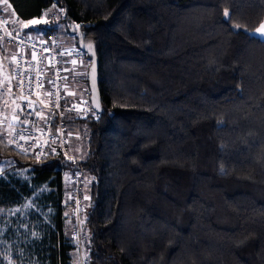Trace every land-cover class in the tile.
<instances>
[{
    "label": "trees",
    "instance_id": "trees-1",
    "mask_svg": "<svg viewBox=\"0 0 264 264\" xmlns=\"http://www.w3.org/2000/svg\"><path fill=\"white\" fill-rule=\"evenodd\" d=\"M6 3L11 32L38 38L51 22L16 29L8 15L19 24L61 10L98 62L101 111L66 118L69 157L26 156L0 136V160L13 164L0 172V227L32 199L40 208L25 225L27 258L72 261L65 220L74 225L80 166L84 264H264V41L249 34L264 0Z\"/></svg>",
    "mask_w": 264,
    "mask_h": 264
},
{
    "label": "built area",
    "instance_id": "built-area-1",
    "mask_svg": "<svg viewBox=\"0 0 264 264\" xmlns=\"http://www.w3.org/2000/svg\"><path fill=\"white\" fill-rule=\"evenodd\" d=\"M2 48L8 52L5 59ZM80 55V50L62 48L54 34L39 38L13 34L6 17L0 13V57L3 74L8 79V86L2 85L0 80V104L6 105L11 99L17 109V113L11 115L16 125L10 124L8 115L2 121V127L11 146L18 152L43 159L49 148L54 147L61 155L69 157L66 117H85L93 112L97 116L86 104L76 107L65 94L68 65ZM83 174L79 166L72 170L69 178L72 185L71 216L75 226L72 233L77 237H80V217L84 211L81 197Z\"/></svg>",
    "mask_w": 264,
    "mask_h": 264
},
{
    "label": "rangeland",
    "instance_id": "rangeland-1",
    "mask_svg": "<svg viewBox=\"0 0 264 264\" xmlns=\"http://www.w3.org/2000/svg\"><path fill=\"white\" fill-rule=\"evenodd\" d=\"M8 19L10 20V24L14 23L16 25L15 26L16 29L17 28L21 29L22 27H37L41 24H47L48 22H51L52 26L54 27L53 34H55V36L59 38L61 44L65 48H68V49L72 48L74 49V51L76 50L82 51V49H87L91 45V41L89 39L84 38L82 34L80 33L79 29L76 28L73 23L71 22L64 23L61 10L56 9L53 6L45 10L40 19L19 21L20 25L17 23L16 20H14L11 17H8ZM262 25H264V20L258 25V27L250 31L249 34L255 33L256 35H252V36L259 38V34L264 32V27H261ZM28 36L32 38H37V33L35 32L29 33ZM62 45L61 47L63 48ZM2 53H3L4 59L8 57V52L6 49L3 50L2 48ZM2 64H3V60L0 57V80L3 83L2 85L8 86L7 76L1 72L3 70ZM89 65H90V58L88 56H84V54H81L79 56V59L72 61L68 65L69 67L68 80H66V83H65L66 85L65 94L75 93L74 94L75 97H72L73 101L71 99L70 100L68 99V100L70 102H73L74 105H76V107H79L81 105L84 106V104H86V106H88L91 109L89 96L87 95L89 93V90H88L87 81H86ZM9 100L10 101H8L6 105L0 104V123H1L0 124V136L3 138V140L5 141L7 145L11 146L7 136H5V132L2 127V121H5L8 115H10V119H9L10 124H12V126L16 125L14 122L15 121L14 118H12L11 120V117H13L11 115H14L17 113L16 105L14 101H11V99ZM88 115H86L85 117L69 115V117H66V118L70 120H78V119H85ZM82 136L83 134L78 135V138H79L78 140H81ZM78 151H80L79 153H82V155L84 154V152L81 151L80 148L78 149ZM57 152L60 154L58 150ZM5 169H8V170L10 169L11 171H13L12 162L9 160H0V172ZM67 186H68V180H67V175L65 174L64 189H66ZM71 199L72 198L70 195L69 197L70 203H71ZM35 203H36L35 200L32 199L28 201L24 205L23 208H20V209H17V210H14L8 213L9 217H12L14 219V222L12 223V221L8 219L5 222V225L0 227V257L2 260V264H36V263H32V261H30L27 258V255L24 252V248L27 247L28 243L31 241L30 239H33L34 237L33 232L31 233L32 238L29 237L30 232L28 229L25 228V225L27 224V220L32 215V213L35 214V211L39 212L40 210V208H36ZM67 203H68V197L65 192L64 199L62 201V205L64 206L63 207L64 217L69 216V210L71 208V205L69 209L66 207ZM11 224H13V226H11ZM73 226H74L73 223H70L69 220H65L66 236L69 237L70 240L72 239L73 241H75V244L77 246L76 252L73 251L71 254L74 257L72 261L70 262V264H84L85 256H84L83 243L85 239L88 237V233L85 230L84 236L80 235V238L77 236H73V233H72Z\"/></svg>",
    "mask_w": 264,
    "mask_h": 264
},
{
    "label": "water",
    "instance_id": "water-1",
    "mask_svg": "<svg viewBox=\"0 0 264 264\" xmlns=\"http://www.w3.org/2000/svg\"><path fill=\"white\" fill-rule=\"evenodd\" d=\"M82 51L85 52L91 59L87 75L90 105L93 111H95L96 113H100L101 101L98 91V62L94 50V45L91 43V45L87 49H82Z\"/></svg>",
    "mask_w": 264,
    "mask_h": 264
},
{
    "label": "crops",
    "instance_id": "crops-1",
    "mask_svg": "<svg viewBox=\"0 0 264 264\" xmlns=\"http://www.w3.org/2000/svg\"><path fill=\"white\" fill-rule=\"evenodd\" d=\"M5 4H7L6 3V0H0V6L2 7V8H4V9H6V6H8V8H9V5L7 4V5H5ZM6 11H8L7 9H6ZM10 12H11V10H10ZM9 17H11V18H13L14 19V16H13V13L11 12L9 15H8ZM19 25H20V23H19ZM8 28H9V30L10 31H12V29L10 28V25L8 26ZM62 45V44H61ZM63 46V45H62ZM63 48L64 49H68V48H65L64 46H63ZM72 48H70V49H68V50H71ZM68 70H69V67H68ZM68 70H67V73H66V76L68 77ZM2 73H3V70L1 71ZM68 80V79H67ZM75 94V93H74ZM74 94H71V93H68V94H66V96H67V98L70 100H72V97H75L74 96ZM73 101V100H72Z\"/></svg>",
    "mask_w": 264,
    "mask_h": 264
},
{
    "label": "snow or ice",
    "instance_id": "snow-or-ice-1",
    "mask_svg": "<svg viewBox=\"0 0 264 264\" xmlns=\"http://www.w3.org/2000/svg\"><path fill=\"white\" fill-rule=\"evenodd\" d=\"M226 15H230V14H227L226 13ZM261 27H264V25H262ZM250 35H256V34L255 33H250ZM259 39L262 40V41H264V32H262V33L259 34Z\"/></svg>",
    "mask_w": 264,
    "mask_h": 264
}]
</instances>
